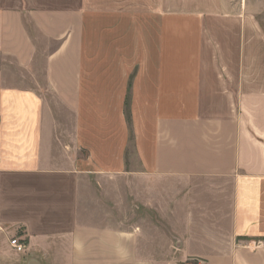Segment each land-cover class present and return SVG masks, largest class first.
Returning a JSON list of instances; mask_svg holds the SVG:
<instances>
[{"label": "crops", "instance_id": "0c3cea01", "mask_svg": "<svg viewBox=\"0 0 264 264\" xmlns=\"http://www.w3.org/2000/svg\"><path fill=\"white\" fill-rule=\"evenodd\" d=\"M126 172L174 243L79 222ZM0 264H264V0H0Z\"/></svg>", "mask_w": 264, "mask_h": 264}, {"label": "rangeland", "instance_id": "374dc122", "mask_svg": "<svg viewBox=\"0 0 264 264\" xmlns=\"http://www.w3.org/2000/svg\"><path fill=\"white\" fill-rule=\"evenodd\" d=\"M124 117L126 124L130 125L128 126L130 138H133L128 97L125 99ZM153 186H155L154 180H144L130 172L113 176L99 173L79 175V222L121 230H133L140 226L150 233L149 237L146 236L147 248L148 245L164 246L165 240L167 245L170 242L174 243L176 232H180V228H172V223L178 227L179 225L176 219L172 218V211L167 209V202H162L155 194L149 193V188ZM157 202L159 206L156 205ZM158 207L161 208L160 214L157 211ZM157 240L161 241L157 242Z\"/></svg>", "mask_w": 264, "mask_h": 264}, {"label": "built area", "instance_id": "2783aa9c", "mask_svg": "<svg viewBox=\"0 0 264 264\" xmlns=\"http://www.w3.org/2000/svg\"><path fill=\"white\" fill-rule=\"evenodd\" d=\"M11 248L16 253H23L25 251V244L24 242L20 241L17 238H13L9 242ZM261 244V243H260Z\"/></svg>", "mask_w": 264, "mask_h": 264}]
</instances>
